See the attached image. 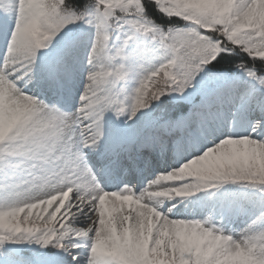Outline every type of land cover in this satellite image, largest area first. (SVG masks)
Segmentation results:
<instances>
[{"label":"snow or ice","instance_id":"1","mask_svg":"<svg viewBox=\"0 0 264 264\" xmlns=\"http://www.w3.org/2000/svg\"><path fill=\"white\" fill-rule=\"evenodd\" d=\"M150 7L184 25L158 23ZM77 23L94 28L95 37L75 110L61 111L25 89L38 79L71 98V81L84 71L75 41L43 63L40 53ZM138 34L165 56L121 99L118 86L132 71L125 49ZM0 35L7 45L0 180L8 194L0 204V249L55 247L67 257L56 264H264V210L238 233L214 222L218 211L221 219L230 213L221 201L228 185L264 198V0H0ZM182 101L193 103L187 116L153 118ZM133 122L132 135L119 126ZM106 137L107 147L126 145L129 153L175 148L179 166L139 195L127 186L108 192L87 159L105 158ZM199 193H211L212 213L176 218L180 204Z\"/></svg>","mask_w":264,"mask_h":264},{"label":"rangeland","instance_id":"2","mask_svg":"<svg viewBox=\"0 0 264 264\" xmlns=\"http://www.w3.org/2000/svg\"><path fill=\"white\" fill-rule=\"evenodd\" d=\"M94 37H95V29L89 28L86 31V33L80 37L79 40H77V39L75 40V55L77 56L78 60L80 61V64L83 66L84 71H80L79 69H77V71H76V73H75V75L71 81L72 96L70 99L62 98L60 93L55 89L54 86H50V85L42 86L38 79L33 80L31 83H29L25 90L27 92L29 91V94H30V92L33 91V95L38 96L41 101H43L44 103H46L50 106L57 107L61 111H66L65 109H70L69 111H74L76 104L78 102V99H79V92L83 89V86H84V77L87 75V71H86L87 67H88V65H87V54L91 49V45H92V41H93ZM6 51H7L6 42L3 38V36L0 35V67H2L3 62L5 60ZM136 67L138 70L142 71V74L145 73L146 68L142 64V62L141 63L137 62ZM137 86L138 85L135 83V80L133 79V75L130 74L129 77L125 81H122V83H121V88H122L121 89V97L124 98V96H126V95L131 96L134 93ZM141 115H143V113ZM112 126H113V120H112L111 114H109V116L107 117V123H106V128H107V131L109 132V134L111 132ZM119 126L129 135H132L135 132L136 127H137L135 122H133L130 125L121 123ZM236 127L238 130L243 131V127L239 123H237ZM149 128H148V131H149ZM145 129H146V127H145ZM148 131L145 130V134L148 133ZM106 143H108L107 137H106L105 144ZM105 144H102V146ZM102 146H101V152L107 153L108 148L107 147L102 148ZM175 152H176V150L173 152V159L171 160V162H169V164L167 165V168H166L167 160H164L162 165L159 166V163L161 162V156L155 160L156 161L155 164L152 163L154 161L152 157L148 160V162L143 164L142 169L145 170V173H146L145 178H147L148 180L144 181L142 184H137L135 182L133 185H121V186H117V182L115 180L113 181V183L115 185L112 184V182H110L111 181L110 177H109L110 172L108 169H105V167L100 172L103 175H105L106 177L105 178L100 177V175L98 174L97 170L95 169V165H94L96 163V160L104 159V158H101V156L99 154L90 153L88 155L87 159H88L89 165L93 168V170L95 171V173L97 175L98 182L103 186V188L106 191H108V192H119V191H122L127 186V187L135 189L136 194L139 195L140 192H142L147 187L148 183L151 180L155 179L158 174H161V173H164L167 171H171L174 167L179 166V163L178 164H175V163L179 162L180 156L174 154ZM140 154H141L140 158H141V160H143L144 159L142 157L143 153L141 152ZM157 154H159V152ZM107 156L109 159H111V156L112 157L116 156V158H117V154H113L112 151L107 155L105 154V158ZM177 156H179V157H177ZM133 162H135V158H133ZM172 162H174V163H172ZM137 164H139V162ZM154 165H156V166H154ZM159 168H163V170L158 171ZM135 169H138V166H137V168H134L133 166H129V168H128L129 174ZM155 170H157L158 172L155 173ZM102 174H101V176H102ZM7 200H8V197L6 199H4L1 202V204L6 203ZM221 201H222L224 209L230 210V213H229V215H227L223 219H221V217L219 215V211H218L217 215L215 217L216 218L219 217V219L221 220V223L217 224V225L220 227H224L225 230L228 232L238 233L244 227H246L251 222V220L253 218H255L256 215L259 214V212L261 210H264V203L252 201L250 204V203H248V201H245L243 198L231 199V198H227V197L222 196ZM203 202H207V204H205ZM203 202H202V204H200V203L195 204L191 200H185L184 203L180 204L179 211L177 212L176 218L195 219V216L198 215L199 213H204V211H206V210L212 211L211 201L205 200ZM166 207H167V205H166ZM240 208H243L245 211L244 212H238V209H240ZM200 219H201V217L199 216V220ZM15 245L24 248L26 243H20V244H15ZM79 254L81 256L82 261L87 260V257H88L87 251H85L83 253V255H85V256H82L81 253H79ZM57 255L60 258L59 262H62V261L67 259V257L63 253H57Z\"/></svg>","mask_w":264,"mask_h":264},{"label":"trees","instance_id":"3","mask_svg":"<svg viewBox=\"0 0 264 264\" xmlns=\"http://www.w3.org/2000/svg\"><path fill=\"white\" fill-rule=\"evenodd\" d=\"M78 4L85 3V0H76ZM150 15H152L158 23L167 26L170 23H176L178 26H183V21H167L166 18L160 17L156 13L154 7H150ZM86 25L82 23L71 24L67 26L59 36L55 38V42L52 44V47L48 49L47 52L42 51L44 54L49 56L53 50L67 46L70 43V40L75 38L79 33L84 32L88 29ZM126 37H122L121 40H114L113 43L115 46H120L122 40ZM126 54L130 57L129 65L132 68L131 73H138L136 63L139 62L145 66L146 71L144 74H139V76L146 75L149 71L154 68L159 67L162 62L165 52L159 47L158 44L153 42L150 38L145 37L144 35H136L135 38L129 42L126 49ZM194 102H199V97L194 98ZM193 108V103L190 102H180L179 105L172 109H161L158 110L162 112L167 119H175L176 117L187 116ZM238 189V190H237ZM236 192H242L245 195L252 194L256 199H264L260 197L258 193H255L253 190L242 188L237 185ZM251 192V193H250ZM8 197V194L4 191L3 181L0 180V204L1 202ZM56 248L55 247H44L38 243H26L25 249L22 254L16 256L4 249H0V264H4V261L7 260L8 264H56Z\"/></svg>","mask_w":264,"mask_h":264},{"label":"water","instance_id":"4","mask_svg":"<svg viewBox=\"0 0 264 264\" xmlns=\"http://www.w3.org/2000/svg\"><path fill=\"white\" fill-rule=\"evenodd\" d=\"M6 248L8 249V250H10V251H12V252H18L19 251V248L16 246V245H14V244H8L7 246H6Z\"/></svg>","mask_w":264,"mask_h":264}]
</instances>
